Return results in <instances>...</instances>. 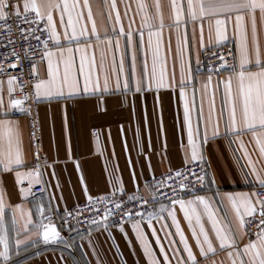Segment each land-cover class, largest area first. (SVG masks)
Listing matches in <instances>:
<instances>
[{
    "label": "crops",
    "instance_id": "0c3cea01",
    "mask_svg": "<svg viewBox=\"0 0 264 264\" xmlns=\"http://www.w3.org/2000/svg\"><path fill=\"white\" fill-rule=\"evenodd\" d=\"M17 0H15V3ZM71 4L73 0H68ZM141 0H116L117 10L121 15V23L125 31L129 26L133 31V45L126 49V37L112 32L115 11L112 12L113 19L110 21L105 10L104 0H89L93 17L97 23V29L102 34L107 30L112 43L109 44L105 37L97 40L95 36L91 40L81 39L78 44H68L61 42L48 48L53 51L56 49H69L65 51V57H71V77L78 79L81 89L84 84V76L91 72L92 80H99L100 90L96 92L83 93L67 98L42 99L38 101V109L42 126V153L48 158L45 163V173L43 179L47 181V192L43 195L23 196L21 194V185L17 183L15 171L24 169H0V195L3 197L4 223L9 229L10 241L14 238L24 239L25 236H31L38 239L35 229L31 232H21L16 236L12 227V218L15 215L18 224L23 226V218L28 212L32 213V220H39V205H45V211L49 203L58 213H64L79 201L93 194H104L110 192L111 183L116 176H120L124 188L127 192L137 189L142 190L147 196L148 191L145 188L144 180L166 170L180 167L186 164L190 157L187 148V128L184 121V103L179 96V88L159 90H145L144 92L134 94L133 92L123 91H102L104 78H109L110 88L115 87L116 73L119 70L121 58L124 59L126 73L130 74V64L133 52L136 55L137 74L141 71V63L147 58L149 69L152 62V49L148 47V28L143 29L144 46L141 47L140 35L137 29L142 22V13L137 9V4ZM147 4L150 14H154L155 0H143ZM22 5L23 0H20ZM83 5V0H78ZM110 3V0H109ZM162 12L165 18V24L169 22L170 0H160ZM128 5L127 14L125 15ZM22 10V9H21ZM85 19L81 21L86 25L87 34H91V21L86 19L87 9H82ZM103 13V19L101 14ZM67 17L65 16V20ZM58 30L63 33L59 27V15H56ZM200 22H189L183 26L188 37L190 46L195 48L191 53L192 67L196 60V52L199 53V59L204 50L213 47L208 43L209 21L203 22V42L204 49L200 44ZM117 29L119 25H116ZM257 27L260 36L261 48L264 50V27L261 26L259 18ZM196 30L195 39L192 38L193 29ZM229 40L221 43H232L236 48V40L232 36V22L228 25ZM153 46L155 45V36H153ZM119 41V48L115 42ZM170 42V49H169ZM161 54L167 56L166 65L169 76L173 71V60L176 56V33H169L167 27L163 30ZM83 58V61H82ZM53 61H59L61 74L64 70L63 59L57 55L53 56ZM83 62V73L81 65ZM249 71H257L255 65L249 64ZM36 71L39 78H47V59L44 58L37 64ZM230 75L228 71L199 72L198 79L188 83L186 87V97L191 109L193 126H196L199 110L201 107L202 94L204 93V83L209 76L211 82L208 84L207 96L203 98V119L200 120L201 132L204 127V120L209 114V100L214 98L215 111L213 120L219 117L221 110H224V117L219 119L221 129L224 128V121L227 118L226 88L222 78ZM7 78H0L3 81V100L4 107L8 106L9 94L7 91ZM180 70L177 65L175 68V79L180 80ZM91 88L92 85H89ZM233 94L238 91V81L234 77L231 84ZM67 93L68 89H64ZM214 94V97H213ZM13 110V109H12ZM11 110V112H12ZM8 116L0 114V118L19 122L20 132L23 141V154L26 162H33V150L29 142L28 124L23 116ZM257 131H259L257 129ZM239 139L236 135L220 136L207 143H201V152L204 157V164L207 168V178L203 186L192 194L182 197L187 200L194 195H203L212 198L213 206L223 215V208L227 206L220 204L221 198L227 193L240 194L250 193L255 188L246 182L245 173L249 171L248 158L244 155V149L247 148L249 154L257 166L264 165V158H260L258 146L251 132L239 133ZM243 141L244 148L240 147ZM32 163H27L30 168ZM135 172V180L133 179ZM54 173V175H53ZM82 177V179H81ZM214 179V183H212ZM57 184L59 186L57 187ZM87 185V194L84 186ZM27 187V182H24ZM218 193V195H217ZM54 197V199H52ZM20 205V208L16 206ZM202 210V209H201ZM177 220L183 229L189 243L197 255L199 264H232L228 256L229 249H220L218 242L214 241L215 252L201 256L199 249L191 234V229L184 218L183 211L179 205L175 206ZM165 219H153L152 227L148 226L147 220L141 221V229L147 236L157 258L163 264L162 255L159 251V245L156 244V237L152 235V229L155 228L156 236H159L161 244L169 252L171 257L172 247H180L179 237L175 234V227L171 223V218L164 214ZM139 220L140 218H135ZM205 227L210 236L214 237L211 225L207 217L203 216ZM133 221L128 220L123 224L124 235L120 229L110 227L105 231L103 227H91L85 230L72 243L71 248L65 247L63 243L45 244L42 239L31 245L27 249L22 247L18 255L11 257L12 264H149L139 240L132 229ZM165 227L162 228L161 225ZM169 233V235H165ZM254 238V237H252ZM248 237L243 235L240 238V245L248 241ZM91 241V243H89ZM170 241L176 243L170 246ZM95 248V252L93 251ZM183 254V253H181ZM186 255V254H184ZM173 264L175 260L173 259Z\"/></svg>",
    "mask_w": 264,
    "mask_h": 264
},
{
    "label": "snow or ice",
    "instance_id": "6c2138e0",
    "mask_svg": "<svg viewBox=\"0 0 264 264\" xmlns=\"http://www.w3.org/2000/svg\"><path fill=\"white\" fill-rule=\"evenodd\" d=\"M103 7L105 10L110 9L107 12L110 21L113 19L112 12L115 11L112 32L117 33L118 31L119 34L124 35L126 37V49L131 48L133 45V31L131 26L125 31L121 23V15L117 10L116 0H110V3L109 0H104ZM128 7V5H125V15ZM148 7L143 0L137 4L138 11L142 13V22L137 31L140 35L141 47H143V29L146 27L149 30L148 47L152 49L151 68L149 69L147 58L145 57L141 63V71L137 74L136 55L133 52L130 74H128L125 71L122 57L119 63V70L116 73L114 89L110 88L109 78L106 75L102 91L115 90L137 94L144 92L146 89L152 90L154 88L159 90L161 88L173 89L178 87L179 96L185 101L184 121L187 128V148L190 152V157L186 160V163L204 160L201 152V143H207L220 136L231 137L236 135L237 139H239L238 134L243 132L252 133L258 146L259 156L264 158V50L261 48L257 27L258 18L261 26L264 27V0H170L171 12L167 25L165 24L160 0H155L154 14L149 13ZM82 9H87L86 19L92 23L91 34H87L86 25L81 23L85 19ZM13 14L21 23L37 25L35 28L20 29V39L26 40L28 37H34L39 41L41 37L36 35V33H47L42 45L37 44L36 47L42 46L48 49L50 42L55 44H60L61 42L78 44L81 39L91 40L93 36L99 40L101 35L105 37L109 44L112 43L107 30L102 34L98 31L89 0H83V5H80L78 0H73L71 4L68 0H23L22 5L20 0H17L15 4H11L10 0H0V29L8 33V36L0 37V39H3L9 45L12 43L13 31L9 18ZM57 14L59 15V27L63 29V33L58 30ZM65 16L67 17L66 20ZM101 16L103 19V13ZM205 20L209 21L208 43L213 46H222L221 42L229 40L228 25L229 22H232V36L236 40V48L234 53H229L233 57L232 65L228 64L223 52H221V62L207 69L209 73L217 70L230 73L228 77L222 78L227 96V118L224 121V128L221 129L219 124V119L224 117L223 109L219 117L215 121L213 120L212 114L215 111L213 98L208 102L209 114L207 119L204 120V127L201 132L200 120L203 119V98L208 94L207 89L208 84L211 82V76L204 83L201 107L196 126L194 127L185 86L197 80V74L202 69L198 52H196L195 60L197 67H192L191 53L196 50L189 45L183 26H186L190 21L193 23L200 22V47L204 49L203 22ZM41 23H43V29L38 27ZM116 25H119L118 29ZM165 27L169 29L170 34L172 32L176 33V56L173 60V71L170 76L167 72V56L166 54H161L162 35ZM153 36H155L154 46ZM195 36L196 30L194 28L192 38L195 39ZM115 44L119 48L118 40ZM168 47L170 49V42ZM65 51L71 52L72 49H56L55 51L48 49L43 52L42 59H47V78H38L39 74L36 71V65H32L31 71L36 74L37 78L33 82L34 95L31 97L24 87L26 82H21L19 87L25 92V95L23 98H13L18 80L16 76L8 75L7 91L9 101L8 106L4 107L3 81H0V114L8 116L12 109L28 114L30 108L25 106L24 101L30 98L38 102L42 99L71 97L81 91L87 94L100 90L99 80L93 82L91 72L84 76V84L81 89L79 80L71 77L72 60L71 57H65ZM10 54L15 56L17 60L19 59L14 49L11 50ZM54 55L63 59L64 70L62 74L59 61L56 63L53 61ZM249 64L255 65L257 71L247 70ZM177 65L179 66L181 77L179 81L175 79V68ZM8 66L16 68L15 63ZM3 67V62H0V69ZM80 71L83 73V62ZM234 77L238 81L236 94H233L231 88ZM89 85H92V87L90 88ZM65 88L68 89L67 93L64 91ZM240 147L244 148L243 141H241ZM244 155L248 158L249 167V171L245 173L246 182L254 188L259 186L261 190H264V165L258 167L257 161L252 159L247 148L244 149ZM27 163H33V167H27ZM14 168L24 169L15 171V177L17 183L21 185L20 191L23 196L32 195V190L36 185L45 184L47 186V181L43 179L45 165L40 162L39 150L33 162H26L24 160L19 122L0 118V169L7 171ZM162 175H164V179L155 180L153 174L152 179L145 183L151 206L149 205V200L143 196L136 195L135 192L127 193L122 178L116 176L114 181H110L112 189L110 192L97 197L88 195L90 210L93 204L96 206L97 211L101 207L103 208V214L100 215L99 219L89 221V223L94 228L103 227L105 231H108L109 218L114 217L117 220V227L127 236V233L124 232L123 220L133 221L132 229L142 246L145 256L148 258L149 264H161V260L157 258L151 244L148 242L147 236L141 229V221L147 220L148 226L152 227L153 219H165L163 214L166 212L167 216L171 218V223L175 227V234L179 237V244L182 245V248L173 246L170 257L169 252L161 244L159 236H156L155 228H153L152 235L156 237V244L159 245L163 264H173V259L175 264H199L193 246L189 243L177 220L175 206L178 204L183 211L188 227L191 229L192 237L201 256L215 252V241L218 242L220 249H229L228 256L231 258L232 264H264V196H261L255 190L250 193H227L220 200L221 205H224L225 200L227 201V206L223 208V215H220L219 210L213 206L212 198L210 197L194 195L187 200L178 198L193 190L190 187L189 178L203 186L207 173L201 171L199 175H196L195 172L185 167L182 170L170 171V174ZM133 179L135 180V172H133ZM24 182H27V187L23 186ZM211 182L214 183V179ZM58 186L59 184H57ZM157 186L169 189L172 197L169 198L164 193L159 192ZM136 190H139L138 186ZM84 191L87 194V185L84 186ZM160 201H165V203H160ZM129 204L134 206L129 208ZM16 207L20 208L21 206L17 205ZM137 208L139 211H137ZM47 210L49 215L45 216V205H39V220L37 221L32 220L31 212H28L26 216L22 213L24 221L22 227L18 224L14 215L12 227L16 236L19 237L21 232L27 233L35 229L37 230L38 239L25 236L24 239L14 238V240L10 241L9 229L4 223L3 197L0 195V264H12L11 257L13 255H18L22 247L27 249L31 245L38 243L39 239H42L45 244L63 243L67 248L72 247L70 238L63 236L57 224L53 222L50 203ZM66 215L70 218L72 213L66 212ZM137 216L140 217L139 220L135 219ZM203 216L207 217L214 237L210 236L209 231L206 229L205 222L202 219ZM254 221L256 222L255 232L252 233ZM161 227L164 228L165 225L162 224ZM246 230L254 238L250 236L246 243L240 245V238L245 235ZM165 235L167 236L169 233H165ZM175 243V241H170V246ZM93 251L95 252V248H93ZM97 260L98 264H100L99 257H97Z\"/></svg>",
    "mask_w": 264,
    "mask_h": 264
},
{
    "label": "built area",
    "instance_id": "2783aa9c",
    "mask_svg": "<svg viewBox=\"0 0 264 264\" xmlns=\"http://www.w3.org/2000/svg\"><path fill=\"white\" fill-rule=\"evenodd\" d=\"M11 4H15V0H10ZM31 18V17H29ZM9 23L12 25V43L6 44L3 39H0V62H3L4 67L0 69V78L8 77V75H13L17 77L18 83L16 85V91L13 94V98H23L25 92L22 91L19 87L21 82H26L24 87L27 89L29 96L34 95L33 82L37 78L35 73H32V65L37 64L42 61L43 52L48 50L41 47H36L37 44L43 43L44 37L47 33H36V35H40V40H36L34 37H28L26 40L20 39V29H27L29 27L35 28L37 25H29L27 23H21L19 19L15 17V15H11L9 18ZM40 29H43V23L38 26ZM8 36V33L0 29V37ZM52 45V42L48 44V48ZM222 46H213L209 49H206L202 52L200 60H201V71L200 72H208V67L215 66L220 61V54L223 52L225 59L227 60L229 65L233 64V57L229 55L230 52H235L234 46L232 43H221ZM14 49L19 59L17 60L15 56L11 55V50ZM16 64V68H11L8 65ZM197 67L196 63H193V68ZM219 71V70H217ZM39 78V77H38ZM25 106L30 108V112L28 114H24L19 112L16 109H13L11 112L12 116H23L27 120L28 124V134H29V142L30 146L33 150V161L36 158V153L39 150L40 152V162L45 165V161H48V158L42 153L41 150V141H42V126L40 120V114L38 109V102L29 99L24 101ZM33 167V163L30 165ZM188 168L191 171L195 172L196 175H199L201 171L207 172V168L203 161H196L195 163L188 162L180 167L172 168L166 170L164 172L158 173L154 175L155 180L164 179V175L162 174H170V171L174 172L175 170H182L184 168ZM151 178L145 179L144 184L151 180ZM190 187L193 190L187 192L186 195L194 193L198 188L199 184H197L194 180L189 178ZM169 183H171L169 181ZM157 190L165 194V196L171 198L172 193L169 189L162 188L157 186ZM179 191V189H177ZM255 191L259 192L261 196H264V190H261L259 187L255 189ZM34 196L43 195L47 192V188L44 184H39L34 186L33 190ZM135 192L136 195L143 196L145 199L149 200V205L151 206V200L149 195L147 196L142 190H133L127 193ZM102 194H93L92 197H97ZM186 195H181L178 198H182ZM138 203V202H137ZM160 203H165V201H160ZM134 205L129 204L128 207L132 208ZM137 211L139 209L137 208ZM66 212H71L72 216L69 218L66 215ZM64 213H58L54 208L51 207V216L53 218V222L57 224L58 229L61 231V234L66 238H70V241L73 242L76 240L79 235H81L85 230L92 227L89 221L98 220L100 215L103 214V208L101 207L99 211L96 210V206L91 205V210L89 209V201L88 198H85L78 203H76L72 208L67 210ZM45 216L49 215L48 210L45 211ZM140 218V217H135ZM110 227L117 226L116 218H109ZM128 220L124 219L123 224ZM255 221L253 222L252 233L255 232ZM245 234L248 238L254 237L247 230Z\"/></svg>",
    "mask_w": 264,
    "mask_h": 264
},
{
    "label": "rangeland",
    "instance_id": "374dc122",
    "mask_svg": "<svg viewBox=\"0 0 264 264\" xmlns=\"http://www.w3.org/2000/svg\"><path fill=\"white\" fill-rule=\"evenodd\" d=\"M71 242V241H70ZM72 244V243H71Z\"/></svg>",
    "mask_w": 264,
    "mask_h": 264
}]
</instances>
